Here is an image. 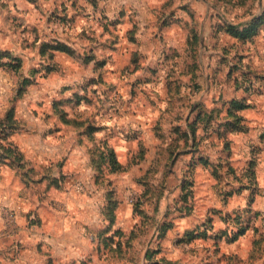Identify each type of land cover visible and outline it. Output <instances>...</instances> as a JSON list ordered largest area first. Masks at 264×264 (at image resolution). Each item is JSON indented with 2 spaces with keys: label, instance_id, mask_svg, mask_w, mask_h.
I'll use <instances>...</instances> for the list:
<instances>
[{
  "label": "clouds",
  "instance_id": "clouds-1",
  "mask_svg": "<svg viewBox=\"0 0 264 264\" xmlns=\"http://www.w3.org/2000/svg\"><path fill=\"white\" fill-rule=\"evenodd\" d=\"M256 227L264 0H0V264H264Z\"/></svg>",
  "mask_w": 264,
  "mask_h": 264
},
{
  "label": "rangeland",
  "instance_id": "rangeland-1",
  "mask_svg": "<svg viewBox=\"0 0 264 264\" xmlns=\"http://www.w3.org/2000/svg\"><path fill=\"white\" fill-rule=\"evenodd\" d=\"M168 6L169 5H165L164 7L167 8ZM182 7H184V6H182ZM164 15L165 14L162 11L161 16H164ZM105 30L107 31V28ZM197 42H198V40H197V37L195 35V30L193 29L191 34L188 36V45H189V47L193 48V50H195V46H196ZM132 62H135V56L132 57ZM125 70H127V69L125 68ZM196 70H197V66H196L195 63H192V64L188 65V71H191L193 73V80L195 79ZM171 83L172 82L170 81L169 85H171ZM215 102L216 101H214V103ZM201 111H203V110L200 109L195 114H190V115H192V122L193 123H195L196 119L199 117L201 122L206 124L208 122V120L210 119V116L216 115V109H210L209 110V114H205L203 117H200V112ZM229 111L227 113V117H228L227 122L229 124L237 123L241 119V117H239V119H238V117L233 116V114H231L232 113L231 108L229 109ZM185 150H187V149H185ZM107 154H108L109 157H111L110 149L108 150ZM9 155H11V153H9ZM122 166H123L122 164L121 165H117V167H122ZM230 172H232L234 174L235 169H230ZM214 178L216 179V181L218 183L213 186V190L216 193V195L218 196V198L221 199V203L223 205V198L227 195V193L224 191V189H228L229 192L233 191V189L229 185H226V184L223 185V188L221 187V178H220L218 173L214 174ZM141 182H142V179H141ZM190 186H194V185H190ZM147 194L148 193H145V195H147ZM183 195L184 196H190V195H192V193L190 191H188V190H184ZM137 210L142 212V210H140L139 208ZM178 210H180L182 213H187V214L191 215V213L193 211V207L192 206L183 207L181 205ZM208 211H210V212L214 211V213H220L222 219L227 220V218H228L227 214H225L223 212L222 208L215 209V210L209 209ZM257 219H259V217H257ZM232 223L234 225L233 236L235 235L236 232L244 230V228H243L244 222L241 221L240 218L236 217L235 215L232 216ZM221 231L223 232L224 230H221ZM253 231L256 233L257 236H260L259 240H255L254 239L252 241V248H253V250H255L257 248H260V246L262 244H264V235L260 234V228H258V227L254 228ZM207 247H209V246L206 244V248ZM210 247H211V249L215 252V254L218 257L217 260H216V264H221V261H227L228 264H246V261L244 259H241V256H239V255H233V256L229 257L227 252H225L224 254H220V251H219V248L217 247V245L212 244V245H210ZM121 251H122V249H121ZM158 264H168V261L166 259L162 258L158 262ZM177 264H179V262H177Z\"/></svg>",
  "mask_w": 264,
  "mask_h": 264
},
{
  "label": "trees",
  "instance_id": "trees-1",
  "mask_svg": "<svg viewBox=\"0 0 264 264\" xmlns=\"http://www.w3.org/2000/svg\"><path fill=\"white\" fill-rule=\"evenodd\" d=\"M48 47V45H42V49L43 48H47ZM60 47H63L62 45L60 46ZM43 54V53H42ZM235 108H239L240 106L237 104V105H235L234 106ZM230 112V111H229ZM231 114H233V113H231ZM238 119H239V117H238ZM110 152H111V150H110Z\"/></svg>",
  "mask_w": 264,
  "mask_h": 264
}]
</instances>
